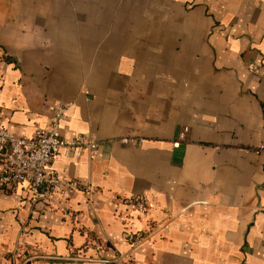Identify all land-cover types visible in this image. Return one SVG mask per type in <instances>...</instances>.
<instances>
[{"label": "crops", "instance_id": "obj_1", "mask_svg": "<svg viewBox=\"0 0 264 264\" xmlns=\"http://www.w3.org/2000/svg\"><path fill=\"white\" fill-rule=\"evenodd\" d=\"M56 107L99 145L46 173L97 193L1 194L0 264H264V0H0L4 128Z\"/></svg>", "mask_w": 264, "mask_h": 264}, {"label": "built area", "instance_id": "obj_2", "mask_svg": "<svg viewBox=\"0 0 264 264\" xmlns=\"http://www.w3.org/2000/svg\"><path fill=\"white\" fill-rule=\"evenodd\" d=\"M249 68L255 70L256 65L251 64ZM64 112L65 108L56 107L50 128L37 129L30 136H17L5 129L0 115V195L14 193L20 181L27 183L32 195L42 199L47 198L56 186L80 190L88 195L97 193L94 187L46 173L47 165L58 153L79 157L83 150L93 153L99 145V141L87 133L77 134L73 138H64L59 132V120ZM184 131L180 134L181 138ZM259 149L263 150L264 146H259ZM118 201L126 208H130L138 218L142 219L147 214L148 203L143 195H130ZM153 227L151 223H148L145 229L128 228L126 240L130 248L144 242ZM16 251L20 253L22 259L20 264H26L30 260L24 252L20 251V246Z\"/></svg>", "mask_w": 264, "mask_h": 264}]
</instances>
